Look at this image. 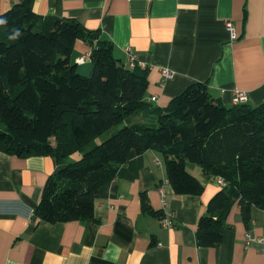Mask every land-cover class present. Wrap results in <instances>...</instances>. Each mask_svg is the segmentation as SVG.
<instances>
[{
    "label": "crops",
    "instance_id": "1",
    "mask_svg": "<svg viewBox=\"0 0 264 264\" xmlns=\"http://www.w3.org/2000/svg\"><path fill=\"white\" fill-rule=\"evenodd\" d=\"M20 1L0 0V13ZM34 8L99 29L128 67L125 48L133 47L135 67L148 70L147 99L157 106L166 107L197 81L206 82L226 105L234 88L246 90L251 105L264 101V0H35ZM226 20L234 23V39ZM87 50L88 41L77 40L72 60L77 63ZM77 64L83 73L92 69L91 59ZM55 169L50 155L21 157L0 150V264H264L257 241L264 236V209L253 210L247 228L236 203L221 241L198 244L199 219L223 188L198 165L190 164L189 171L204 183L203 192L178 195L162 155L148 149L132 156L100 189L95 221L51 223L39 219L35 207ZM142 195L161 216L173 211L174 225L164 227L160 215L146 212Z\"/></svg>",
    "mask_w": 264,
    "mask_h": 264
},
{
    "label": "trees",
    "instance_id": "2",
    "mask_svg": "<svg viewBox=\"0 0 264 264\" xmlns=\"http://www.w3.org/2000/svg\"><path fill=\"white\" fill-rule=\"evenodd\" d=\"M34 4L22 0L0 13V150L53 157L56 169L35 207L37 217L95 221L100 189L132 156L152 148L162 155L178 195L204 190L190 164L225 181L199 219L200 246L221 241L236 203L249 228L253 210L264 209V101L226 105L197 81L166 107L157 106L147 99L148 70L128 67L99 29L40 14ZM77 40L90 44L89 75L72 60ZM75 153H81L77 160L71 159ZM142 205L161 216L145 195Z\"/></svg>",
    "mask_w": 264,
    "mask_h": 264
},
{
    "label": "built area",
    "instance_id": "3",
    "mask_svg": "<svg viewBox=\"0 0 264 264\" xmlns=\"http://www.w3.org/2000/svg\"><path fill=\"white\" fill-rule=\"evenodd\" d=\"M226 27L228 29V31L230 32L231 38L234 39L237 36L236 33V29L234 26V23L231 20H226ZM125 52H126V57L129 63L130 67H135L137 65L136 63V59L138 57V53L136 52L135 49H133V47L131 46H127L125 48ZM91 59V50H87L86 52H84L83 54H81L78 58H77V63H84L87 60ZM163 72L165 74L166 77H171L172 73L169 69L164 68ZM153 100H155L157 97L155 95H153L151 97ZM249 99V95L248 92L244 89H240V88H234L232 90L231 93V103L233 104H239V103H243V102H247ZM157 162L162 165V161L160 159L157 160ZM217 182L220 185H224L225 181L223 180V178L221 177H216ZM164 204H167L166 200H163ZM160 222L162 224V226L164 227H170L174 225V212L171 210H164V215H162L160 217ZM246 237H248V240H253V236L251 234L250 231L246 232ZM257 241L259 243H261V250L264 253V236L258 237Z\"/></svg>",
    "mask_w": 264,
    "mask_h": 264
},
{
    "label": "rangeland",
    "instance_id": "4",
    "mask_svg": "<svg viewBox=\"0 0 264 264\" xmlns=\"http://www.w3.org/2000/svg\"><path fill=\"white\" fill-rule=\"evenodd\" d=\"M90 63V62H89ZM79 72H81L82 74L84 75H89V73H83L82 70L79 69ZM135 120H138L137 117H135ZM125 124H127V122H123L117 126H115L114 128H112L111 130H109L108 132L102 134L101 136H99L97 139H96V142H100V141H103L105 140L107 137H109L113 132H115L116 130H118L119 128L123 127ZM81 157V153H75L71 159H74V160H77Z\"/></svg>",
    "mask_w": 264,
    "mask_h": 264
}]
</instances>
